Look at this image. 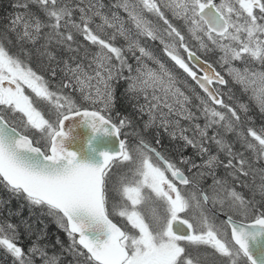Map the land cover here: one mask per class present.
Listing matches in <instances>:
<instances>
[{"label": "snow or ice", "instance_id": "1", "mask_svg": "<svg viewBox=\"0 0 264 264\" xmlns=\"http://www.w3.org/2000/svg\"><path fill=\"white\" fill-rule=\"evenodd\" d=\"M13 7L0 31V185L68 239L50 246L37 233L25 252L17 225L0 222V250L13 264H63L65 254L69 264H264V124L250 115L254 104L264 117V0ZM147 41L159 42L171 66ZM119 80L148 117L132 133L124 131L131 116L111 114ZM230 82L248 102L224 91ZM81 127L83 138L74 134ZM161 128L182 142L178 162L145 138L155 129L159 145ZM98 136L113 138L112 147L94 160ZM187 147L192 156L182 155ZM201 247L212 250L203 261L189 251Z\"/></svg>", "mask_w": 264, "mask_h": 264}, {"label": "trees", "instance_id": "2", "mask_svg": "<svg viewBox=\"0 0 264 264\" xmlns=\"http://www.w3.org/2000/svg\"><path fill=\"white\" fill-rule=\"evenodd\" d=\"M218 2V0H217ZM16 3V0H0V31L5 29V26L10 23L9 17L10 15H15L16 9L13 7ZM104 3H109V0H104ZM33 10L34 6H33ZM11 35V34H10ZM13 41L15 42V37L12 36ZM194 43V42H193ZM11 51L15 52L16 48L12 47ZM209 61H211V56L209 57ZM34 70L40 74L41 70L37 67L36 63L33 61L30 65ZM215 66V65H214ZM216 67V66H215ZM182 78L186 77V75H182ZM46 78H49L46 74ZM188 83L194 85L190 78H187ZM115 103H114V110L111 113L114 119L116 118L117 114L121 117L123 116H131L132 117V127L124 129L125 132L132 133L134 129H142L143 128V121L147 120V115L139 113L136 109L133 108V100L129 99L125 89L127 88V83L124 80L115 81ZM182 86V85H181ZM230 86V87H229ZM183 87V86H182ZM229 90H232L236 97L240 99L242 102H248V97L242 94V90L240 86L232 84L231 82L228 86L224 89L227 93ZM76 95V94H74ZM78 99V95H76ZM226 99V98H225ZM195 111V109H193ZM250 115L252 116L256 127L258 128L261 124H264V117L261 116L259 110L255 107V105H251ZM118 122V120H117ZM203 122L202 120L200 121ZM182 123H187L183 121ZM145 138L151 141L152 145L156 147L160 151H164L169 154L175 161L180 160L181 153L177 152V148L179 146L180 141H172L171 138L164 130L161 128L159 129V135L161 143L157 145L155 143L154 137L156 135L155 129H149L148 132L144 133ZM129 142L134 143V137L129 135L127 137ZM183 156H192L193 150L191 147L184 148L182 150ZM178 158V159H177ZM196 162L200 163V157H196ZM187 174V172H186ZM220 175H223V170L219 171ZM206 184H211V179H208ZM256 183H259V179L257 178ZM237 191H241L246 199L252 197L253 193L248 189L240 188L239 184L236 185ZM261 197L259 193L256 194V200H260ZM7 201V203H5ZM212 207V206H211ZM144 211H150L144 210ZM11 213V214H10ZM18 213V215L16 214ZM146 212L145 214H147ZM115 220V219H114ZM8 222L14 225H17V231L20 234V238L17 241L18 246H21L25 252H27L28 247L31 245L32 241L36 239V234L40 233L43 235V239L40 241L41 244H49L55 245V241L57 238L62 240L65 244L68 243V239L66 233L60 229L55 220L51 217L42 216L39 212V209H33L32 212L29 211V207L27 202L24 200L16 199L15 197L10 198V194L0 185V222ZM31 226V234L28 231V227ZM54 249L52 247L48 248L49 254ZM55 250L59 251V246H55ZM204 252H198L196 256H203ZM217 260H221L216 254ZM2 258V259H1ZM11 259V260H10ZM71 256L65 254L62 257L63 264H69L71 261ZM10 261V262H9ZM0 264H13L12 257L7 255L4 251L0 250ZM37 264H39V260H37Z\"/></svg>", "mask_w": 264, "mask_h": 264}, {"label": "water", "instance_id": "3", "mask_svg": "<svg viewBox=\"0 0 264 264\" xmlns=\"http://www.w3.org/2000/svg\"><path fill=\"white\" fill-rule=\"evenodd\" d=\"M76 122L77 124L79 123V118H76ZM68 125H72V121H68L66 122ZM74 134H77V135H80L81 138H83L84 135L87 134V130L85 128H77L75 133ZM111 139L113 138H110V137H105V136H98L96 138V140L93 142V147L95 148V153L94 154H91V158L94 159V160H98L99 159V152H102V151H105V150H110L111 147H112V144H111ZM216 215L220 216L222 219H223V216L216 213Z\"/></svg>", "mask_w": 264, "mask_h": 264}, {"label": "rangeland", "instance_id": "4", "mask_svg": "<svg viewBox=\"0 0 264 264\" xmlns=\"http://www.w3.org/2000/svg\"><path fill=\"white\" fill-rule=\"evenodd\" d=\"M119 42V43H118ZM149 42V43H148ZM123 43V41L122 40H118L117 41V44L119 45V44H122ZM147 46H149V48H153V49H155L154 47H153V45L156 47V50H153L154 51V53L161 59V60H163V62H165L166 64H168L169 66H171V62L168 60V58L166 57V56H164V54H163V51H162V47L161 46H158V45H156L153 41H147ZM153 43V44H152ZM152 44V45H151ZM151 45V46H150ZM194 50H195V48H194ZM138 54V53H137ZM198 54H200V53H198ZM213 59H215L214 57H211V61L213 60ZM130 63H133V61H129ZM149 64H148V63ZM146 63L148 64V66L149 67H152V68H154V67H156L154 64H152V62L151 61H146ZM152 64V65H151ZM217 66V68L219 69V65H216ZM239 66V65H238ZM220 70V69H219ZM175 71L177 72V73H179V74H181V76L182 75H186V74H183L182 73V70H179L178 68L177 69H175ZM225 74V76H226V78L228 79V77H227V75H226V73H224ZM239 86V85H238ZM182 87V86H181ZM226 98V97H225ZM141 102H142V99H141ZM148 207V206H147ZM148 210L150 209V208H147ZM149 212V211H148ZM203 247H201L199 250H197V249H193V248H189L190 250V252L191 251H194V253L192 254L194 257H196V254L198 253V252H204V253H211V251H208V250H206V249H202ZM200 258H201V260L203 261V256H200Z\"/></svg>", "mask_w": 264, "mask_h": 264}, {"label": "flooded vegetation", "instance_id": "5", "mask_svg": "<svg viewBox=\"0 0 264 264\" xmlns=\"http://www.w3.org/2000/svg\"><path fill=\"white\" fill-rule=\"evenodd\" d=\"M156 45H158V46H161L160 44H159V42L158 41H153ZM162 47V46H161ZM154 48H156L155 46H154ZM118 199V198H117ZM211 204H209L208 205V207L209 208H211V206H210ZM147 206H142L141 208H146ZM113 219H115L114 220V222H117V223H119L120 222V218L119 217H113ZM202 249H206V250H208V251H211L212 252V250L211 249H209V248H205V247H203ZM190 250V249H189ZM191 253L193 254L194 253V251H191ZM197 255V254H196Z\"/></svg>", "mask_w": 264, "mask_h": 264}, {"label": "bare ground", "instance_id": "6", "mask_svg": "<svg viewBox=\"0 0 264 264\" xmlns=\"http://www.w3.org/2000/svg\"><path fill=\"white\" fill-rule=\"evenodd\" d=\"M142 42H143V41H142ZM118 43H119V42H118ZM148 43H149V42H148ZM148 43H147V44H148ZM152 44H153V43H152ZM152 44H151V45H152ZM151 45H150V46H151ZM148 47H149V46H148ZM153 47H154V45H153ZM151 49H153V48H151ZM153 50H156V48H155V49H153ZM162 61H163V60H162ZM147 63H148V62H147ZM148 64H149V63H148ZM152 64H153V63H152ZM152 64H151V65H152ZM125 75H127V73H126V72H125ZM229 87H230V86H229ZM182 155H183V154H182ZM174 159H175V158H174ZM177 159H178V158H177ZM177 162H178V161H177ZM1 259H2V258H1ZM10 260H11V259H10ZM9 262H10V261H9Z\"/></svg>", "mask_w": 264, "mask_h": 264}]
</instances>
